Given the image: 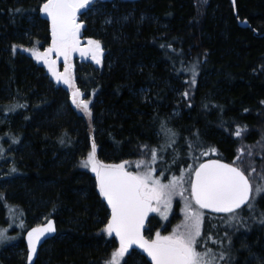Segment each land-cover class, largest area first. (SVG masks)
I'll return each instance as SVG.
<instances>
[{"label": "trees", "instance_id": "trees-1", "mask_svg": "<svg viewBox=\"0 0 264 264\" xmlns=\"http://www.w3.org/2000/svg\"><path fill=\"white\" fill-rule=\"evenodd\" d=\"M43 2L0 0V114L10 117L9 125L0 124V149L7 150L10 168L17 169L7 170L11 185L3 186L6 179L0 176V226L21 218L29 228L47 213L56 219L57 234L42 246L34 264H102L119 244L103 231L109 211L95 174L80 166L81 159L93 140L97 159L103 163L143 159L138 145L162 143L157 132L175 110L180 115L167 128L178 134L177 150L184 156L179 169L193 156L198 157L195 162L206 157L232 162L241 143L255 145L261 140L264 0H236L237 15L231 0H103L105 14L112 12L107 17L113 19L110 26L101 20L93 24L100 31L96 37L108 43L103 68H77L82 83L76 79V87L87 85L84 98L91 101V118L75 109L72 90L54 84L46 66L29 51L35 47L43 52L51 42L50 21L37 11ZM127 14L132 20L127 18L115 28L121 15ZM243 20L251 28L241 26ZM193 64L196 83L190 85L193 74L185 69ZM16 104L26 107L8 111ZM237 125L248 126L243 141L230 135ZM197 132L203 146L189 152L185 139H194ZM13 138L19 143L13 144ZM204 151L209 154L201 155ZM163 159H169V166L178 172L171 150ZM251 163L257 173H264V153H257ZM156 166L157 170L169 167L160 159ZM171 171L166 170L164 177ZM257 204L264 205V196ZM222 217L206 213L204 233L219 238L210 227L219 220L222 236L227 228ZM228 231L231 235L232 229ZM233 236L237 256L233 264L264 261V226L251 224ZM16 241L24 248L22 256H0V264H27L24 239ZM45 246L50 250L43 252ZM139 254L140 263L124 259L127 264H151Z\"/></svg>", "mask_w": 264, "mask_h": 264}, {"label": "snow or ice", "instance_id": "snow-or-ice-1", "mask_svg": "<svg viewBox=\"0 0 264 264\" xmlns=\"http://www.w3.org/2000/svg\"><path fill=\"white\" fill-rule=\"evenodd\" d=\"M102 3L103 0H44L37 11L43 12L51 21L52 42L43 52L35 47L29 50L38 62L47 66L57 83L62 82L72 89L71 104L89 118L93 115L91 101L85 99V93L75 86L69 57L73 52L78 51L82 56H90L96 64L102 63L104 49L99 40L88 39L87 46L81 47L80 34L84 24L78 21V16L98 9ZM123 19L127 20V17ZM106 22L111 23V20ZM161 47L164 48L165 45ZM11 50L16 52L17 46L13 45ZM53 52L58 58L63 57V73L57 71L56 61L50 59ZM185 71H191L193 74V79L187 83L195 85L196 64ZM188 95V91L182 93L185 98ZM17 107H26V105L16 104L10 106L8 111H14ZM247 131V125L243 127L237 125L230 135L243 141V133ZM157 136L162 138V143L155 146L138 145L140 155L144 158L135 162L136 171L129 170L133 163L131 161L115 164L99 161L94 140L90 150L80 161L81 167L90 168L95 174L99 195L107 201L111 209V216L103 231L109 237L115 234L119 241L118 248L113 250L102 264H121L122 260L127 264L124 257L133 245L143 249L151 258L152 264H233L235 253L232 236L235 232L241 228L248 229L249 220L264 226V211L259 210L257 206V198L264 196V173H257V169L251 163L257 154L255 151L257 146L264 151V134L255 145L241 143L231 163H224L219 159L208 160L199 163L196 167L190 165L188 169H179L184 156H181L177 150L178 134L167 128L166 122H161ZM193 137L192 140L185 139L189 152H194L196 148L203 146L198 132L194 133ZM12 143H19V139L13 138ZM60 143L64 144L65 140L61 138ZM170 150L172 165L177 167L180 175L164 177V171H170V166L161 169L159 176L156 175L157 168L154 165L158 159L167 164L163 157ZM211 151L216 150L213 148ZM208 154V151L201 153L205 156ZM197 158L193 156V159ZM0 159H7L3 149H0ZM9 171L14 173L17 169L12 166ZM164 179H167V183L163 182ZM185 184L190 185V190L185 188ZM185 191H189V196H184ZM177 196L184 200L183 223L173 229L169 235H161L157 231L153 239H146L143 230L149 213H158L167 219L173 199ZM203 209L226 214L221 221L222 224L227 225L222 236L219 235L216 225L210 226L211 229L216 230L219 238L213 239L211 234L204 233V213L201 211ZM244 211H247V216L241 214ZM228 229H232L231 235ZM55 232L56 228L51 220L27 231L28 264H32L42 238H47L49 234ZM15 239L16 237L7 235V229H0V245ZM209 241L216 247H210ZM250 255L260 261L254 253ZM260 264H264V261H260Z\"/></svg>", "mask_w": 264, "mask_h": 264}, {"label": "rangeland", "instance_id": "rangeland-1", "mask_svg": "<svg viewBox=\"0 0 264 264\" xmlns=\"http://www.w3.org/2000/svg\"><path fill=\"white\" fill-rule=\"evenodd\" d=\"M111 13L108 12V14H111ZM108 14H105V5L102 3V5L98 9H93L92 11L88 12L86 15L78 16V21H81L84 24V27L81 29V34H80L81 47H86L87 46V40L88 39H94V40H99L101 42V45H102L104 51H103L102 63L101 64H96L95 61L92 60L90 56H88V55L82 56L80 54V52H78V51L77 52H73L71 54V56L69 57V63L71 65L72 75H73V78H74L73 82H74L75 86H76V82H77L76 79L78 80L79 83H82L80 77L77 78V70H78L77 68H79L80 66H88L92 70H95V69L102 70V68H103L104 61H105V59L107 57L108 50H107L106 47H107L108 43L106 41H103L100 38L96 37L97 34L100 33V31H99V29L97 30V26L94 27L93 24L94 23L97 24L98 20L99 21L101 20L100 22H102L103 24H106L107 23L106 21L111 20V23H107V24L109 26L112 25L113 19L111 17L110 18L107 17ZM104 15L106 16V18H105ZM130 16H132V15L131 14L121 15V18L119 19V23L117 24V26H115V28H119L120 24L123 21H126L125 19H123L124 17H127L130 20H132ZM95 28H96V30H95L94 34H92L91 33L92 30H94ZM100 28H101V26H100ZM101 29L100 30L103 31V32L108 31L105 28H101ZM86 30L87 31L89 30L88 33L90 35H87V36L85 35L86 34ZM51 42H50V45H51ZM50 59L56 61V69H57V71L60 72V73H63V71H64V60H63V57H59L58 58L56 53L53 52L50 55ZM46 68H47V66H46ZM47 70H48V68H47ZM50 75H51V73H50ZM51 78L53 79L54 84H56L57 86L60 85V84H63L62 82L61 83H57V81L55 80V78L52 75H51ZM84 88H87V85L83 84V86H81V90L85 93V89ZM145 90H147V89L144 88L143 90H141L144 95H146V93H145L146 91ZM9 94L11 95V93H9ZM178 96H180V91L178 93ZM179 115H180V111L175 110L172 113V115L170 116V119H169L170 122L167 123V124L170 125V123H171V126H172L174 124V122H175V118H177ZM9 119H10V117H9L8 114H0V124L9 125V122H10ZM255 150H256V153H259V154L260 153H264V151H261L258 146H257V148ZM4 152H7V150L4 151ZM4 155L7 157V159L6 160L0 159V169H2V174L0 176L4 177L6 179L2 183L3 186H6V185H11L12 182H13V179L11 178L10 172L7 171V170H10L9 168H10V166L12 164V159L9 158V155H7V154H4ZM136 161H138V160H134L133 163H132V166H131L132 167L131 169L134 170V171L137 170L135 168V162ZM192 161H193V163H192ZM192 161L188 160L187 164L182 166L180 169H188V166H190V165L192 167H195V165H196L195 160L193 159ZM154 166L157 167L156 164ZM167 166H169V165H167ZM171 169H172V171L174 170V168H171ZM164 173H165V171H164ZM156 175L159 176L158 172H156ZM173 175H180V171H178V173H174ZM167 178H171V177H167ZM163 182L167 183V179H164ZM185 188L190 190V185L185 184ZM184 196L185 197L189 196V191H185L184 192ZM259 200H260V197L257 198V203L259 202ZM257 206H258L259 210L264 211V207H263L264 205H262L260 207L259 204H257ZM183 208H184V200L181 197L177 196V197H175L173 199L172 207H171L170 212L168 213V218L167 219H164L158 213H152V215L150 217L151 218L150 219L151 220L150 221L151 224L148 223V225H147V229L149 230V231L147 230V232H146L147 236L150 237V238H154L155 237V233L157 231H159L161 233V235H169L173 231V229H175L178 225H181L183 223L184 218H185L184 217ZM241 214L243 216H245L244 212L241 213ZM47 216H48L47 213H41L39 215V218L36 217L37 219H35L34 222L35 223H40V222L42 223V222L46 221L49 218ZM204 216H206L205 213H204ZM216 221L217 222H215V223H216L217 228H218L219 220H216ZM12 224H13V226H12ZM248 224H250V225L254 224V225H257V226L260 225L259 223H253L251 220L248 221ZM27 228L28 227L26 226L25 222L23 220H21V218H15V220L14 219L12 221L10 220V222L8 220L7 224L0 226V229H7V235L16 237V240L19 237L22 238L23 232H25ZM239 231H243V228H241ZM239 231L236 232V233H239ZM16 240H12L10 242H7V243L3 244V245H6V244L7 245L4 246L1 249L0 256H6V257H9V256H22V254L24 252V248L20 247ZM116 248H118V245H116L114 247V250ZM47 250H50L48 246H45L42 249L43 252H46ZM26 256H27V254H26ZM140 256L141 255L138 253V251L129 250V253H126L124 258L128 257V260H133V261L136 260L138 263H140L141 262V259H140L141 257ZM236 258H237V256H236Z\"/></svg>", "mask_w": 264, "mask_h": 264}, {"label": "water", "instance_id": "water-1", "mask_svg": "<svg viewBox=\"0 0 264 264\" xmlns=\"http://www.w3.org/2000/svg\"><path fill=\"white\" fill-rule=\"evenodd\" d=\"M232 2H233V0H232ZM235 2H236V0H234V3H233L234 5H235ZM217 159L221 160V161L224 162V163H231L230 161L224 160V159H222V158H208V159L204 160L202 163H204V162H206V161H208V160H217ZM105 164H114V163H105ZM130 171H131V170H130ZM102 199H103V202L105 203V205H106V207H107V209H108V211H109V218H110V216H111V209H110V207L107 205V201L104 200L103 197H102ZM203 210L206 211V212H208V213L215 214V215H225V214H222V213H215V212L211 211L210 209H203ZM149 216H150V213H149V215H148L147 220L145 221V227H144V230H143V235H144V237H145L146 239H149V238L145 235V229H146L147 222H148V220H149ZM48 220L53 221V223H54V227L56 228V232H55V233H52V234H49V235L47 236V238H42L41 243L37 246V254L33 257V262H32V264L35 263V261H36V259H37V257H38L39 251H40L41 247L44 245V243H45L46 241H48L49 239H51V238H53V237L56 236V233H57L56 220H55V218H50V219H48ZM48 220H47V221H48ZM47 221H45L44 223H41V224H39V225L32 226L31 228H33V227H37V226H42V225L46 224ZM31 228H29L28 230H26L25 233H24V241H25V243H26V246H27V238H26V237H27V231L31 230ZM113 235H114V237H115V234H113ZM115 238H116V237H115ZM116 240H117V242L119 243L118 238H116ZM132 249H136V250L140 251L141 253H143V254L149 259V261L151 262V258L147 256V253H145V252L143 251V249H140V248H139L138 246H136V245H133V246H132ZM27 262H28V261H27ZM151 264H152V262H151Z\"/></svg>", "mask_w": 264, "mask_h": 264}, {"label": "bare ground", "instance_id": "bare-ground-1", "mask_svg": "<svg viewBox=\"0 0 264 264\" xmlns=\"http://www.w3.org/2000/svg\"><path fill=\"white\" fill-rule=\"evenodd\" d=\"M231 3H232V5L234 6V8H235V14L237 15V11H236V2H235V5L233 4L234 2H232V0H231ZM239 24L241 25V26H244V27H250L251 28V25L249 24V22L247 21V20H243V21H239ZM255 34L256 35H258V32H255ZM264 35V34H263ZM130 170V169H129ZM51 218H54V217H51ZM56 220V219H55ZM37 225H39V224H37ZM56 225H57V223H56ZM34 226H36V225H34ZM31 228V227H30ZM57 234V233H56ZM25 242V241H24ZM47 242V241H46ZM45 242V243H46ZM44 243V244H45ZM26 244V243H25ZM26 248H27V246H26ZM42 248V247H41ZM41 250V249H40ZM40 252V251H39ZM145 256V255H144ZM147 258V257H146ZM148 259V258H147ZM149 260V259H148ZM27 264H28V262H27Z\"/></svg>", "mask_w": 264, "mask_h": 264}, {"label": "flooded vegetation", "instance_id": "flooded-vegetation-1", "mask_svg": "<svg viewBox=\"0 0 264 264\" xmlns=\"http://www.w3.org/2000/svg\"><path fill=\"white\" fill-rule=\"evenodd\" d=\"M168 161H169V159L167 160V164H166V166L170 164V162H168ZM162 169H165V168H162ZM157 172H158V171H157ZM171 172H174V171H171ZM171 172H170V173H171ZM165 173H166V170H165ZM158 174H159V173H158ZM150 217H151V215L149 216V223H150V221H151V220H150V219H151ZM50 218H51V217H50ZM50 218H49V219H50ZM44 222H45V221H44ZM44 222H42V223H44ZM39 224H41V223H39ZM150 224H151V223H150ZM29 228H30V227H29ZM29 228H27L26 230H28ZM147 230H148V229H147V227H146L145 231L147 232ZM148 231H149V230H148ZM25 245H26V244H25ZM26 250H27V248H26Z\"/></svg>", "mask_w": 264, "mask_h": 264}]
</instances>
